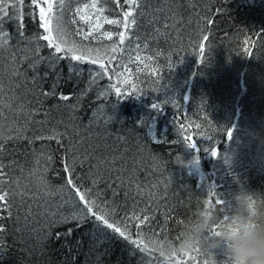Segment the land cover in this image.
Instances as JSON below:
<instances>
[{
	"label": "trees",
	"instance_id": "trees-1",
	"mask_svg": "<svg viewBox=\"0 0 264 264\" xmlns=\"http://www.w3.org/2000/svg\"><path fill=\"white\" fill-rule=\"evenodd\" d=\"M107 7L111 9L106 12L109 17L118 16L114 3ZM143 7L147 15L140 20L141 37L153 33L148 23L153 16L158 24L167 20L173 27L166 30V36L149 41L146 54L152 60L148 68L132 77L135 89L120 85L127 89L120 97L115 90L99 96L113 81L105 77L90 86L87 69L96 65H81L83 75L69 79L67 62L61 61L57 91L72 99L60 103L75 104L76 108L57 109L55 98L44 100L43 109L51 110L47 122L33 123L26 135L31 138L55 128L66 131L67 136L60 145L55 140L29 143L28 139L5 144V171L21 178L22 184L28 183L32 192L38 190L36 176L43 172L51 195L41 193L35 201L26 200L25 207L33 204L34 213L27 224L23 208L19 222L0 221L6 229L0 234L6 249L0 264H163L159 254L148 249L149 243L178 241L183 227L192 222L202 205H215L227 220L237 192L264 199V162L257 149L258 137H264V0H148ZM24 12L25 34L42 32L39 10L36 20L27 15V6ZM16 23L5 25L14 37V46ZM104 28L120 30L107 24ZM205 35L208 40L201 39ZM246 50L252 54L246 55ZM3 60L7 86L8 52ZM44 71L41 66V74ZM27 75L31 77L32 72ZM56 82L55 73H50L43 89L50 90ZM17 91L22 101L31 100L32 107L39 106L38 88L28 94L23 89ZM10 95L3 100L7 102ZM3 111L0 135L15 136L16 120L7 107ZM108 116L114 119L105 123ZM19 123L23 124V119ZM227 131L232 132L231 139ZM185 136L195 142L194 148L186 145ZM213 150L218 153L215 157ZM66 160L76 165L77 184L91 189L115 219L149 217L143 224L133 221L131 226L134 239L137 228L143 233L140 243L145 251L108 230L94 229L91 222L82 227H76L75 221L61 224L45 236L48 229L40 213L45 208L55 211L60 204ZM210 191L220 204L206 202ZM60 211L71 209L65 206ZM16 214L14 210V218ZM69 228L73 229L71 236L56 238ZM226 259L217 255L220 264H226ZM174 264H201V260L193 253L175 256Z\"/></svg>",
	"mask_w": 264,
	"mask_h": 264
},
{
	"label": "snow or ice",
	"instance_id": "snow-or-ice-1",
	"mask_svg": "<svg viewBox=\"0 0 264 264\" xmlns=\"http://www.w3.org/2000/svg\"><path fill=\"white\" fill-rule=\"evenodd\" d=\"M114 3L119 10L118 16L109 17L106 12L110 11L107 6ZM148 0H0V117H4L3 109L7 107L16 120L17 127L14 129L16 135H0V221L7 219H15L19 222L21 208L24 210V222L27 224L30 218L34 219L33 204H27L26 200L35 201L40 194L50 196V186L43 172L37 174L38 190L30 191L28 183H21V178L12 177L5 171L7 167L2 162V156L5 152V144L9 140L28 139L29 143L36 140H55L58 145L62 139L67 136V132H60L58 129L51 128L47 133L35 135L29 138L26 133L33 123L43 124L47 122L50 109H43L44 100L55 98L57 103L54 108L70 107L73 110L75 104H61L72 99L71 96L65 95L57 91L58 82L60 80L62 69L58 72L61 61H66L69 69V79L73 76L79 77L83 75L84 69L80 67L87 63L88 65H96V68L89 67V85L96 83L99 79L108 77L110 81L108 86L98 95L107 96L111 90H115L118 97L124 94L127 89H122L120 85H130L135 89L132 77L138 74L142 68H148L152 56L146 54L149 48V41L159 39L166 36L167 29L173 27L167 20L160 25L153 16L148 21L153 26V33L146 38L141 37L139 33L140 20L147 15L144 5ZM125 5L127 8L125 9ZM27 6L29 12L27 15L36 20V10L38 13V28L43 31H37L32 35H26L23 31V18L25 16L24 8ZM16 23V45L11 41L14 39L5 25L8 22ZM115 26L119 31L114 29H105L104 25ZM74 26V27H73ZM77 37L79 39H77ZM202 40H208V36H202ZM110 41V44H103V41ZM143 41V42H142ZM87 42V43H86ZM95 42V43H93ZM47 49L46 54H42ZM203 54V45L200 48ZM8 52V84H4V53ZM246 55L251 52L246 50ZM203 60V55H201ZM27 65L25 68L24 65ZM135 64V69L132 65ZM43 66L46 71L40 72ZM31 71L29 77L27 73ZM50 73H55L56 83L52 85L50 90L43 89V83ZM33 88H38L36 95V103L38 107H32V101H22L17 90L23 89L24 94H28ZM7 93V102L3 97ZM82 93L81 95H83ZM155 107V106H154ZM43 115V120L36 117ZM95 116V113H93ZM23 119V124L19 121ZM114 119L108 116L105 123ZM10 132L12 129L9 130ZM226 136L231 139L232 132L227 131ZM211 135L208 136L210 138ZM186 145L189 148L196 146L195 142H190V138L185 136ZM212 155H218L213 150ZM47 159L51 161L52 157ZM39 164V160H37ZM75 163L65 161L63 171L66 173L65 184L61 186L59 191L62 193L60 204L57 210L45 208L42 213L45 217V225L48 231L45 236H50L53 227L61 224L76 222V227H82L85 223L91 222L94 229L110 231L116 234L117 238H122L129 244L139 248L141 252L145 251V247L141 245L143 233L137 228V236L134 239L131 226L135 221L137 225L143 224L149 219L148 216L131 215L126 216L122 220L115 219V214L107 209V205L98 202L97 197L92 195L91 189L84 188L77 184L78 177H75ZM23 172V169H21ZM47 171L45 167L44 172ZM34 173L37 170H33ZM215 194L209 192L207 203L220 204L219 200L214 199ZM65 206L70 207L71 211L65 213L60 209ZM39 207V205H37ZM16 211L15 218L13 211ZM6 214V215H5ZM5 225L0 223V234L5 232ZM73 229L69 228L66 233H57L56 238L60 239L62 235L71 236ZM5 246L3 239H0V261L3 260L5 254ZM134 254V252H133Z\"/></svg>",
	"mask_w": 264,
	"mask_h": 264
},
{
	"label": "clouds",
	"instance_id": "clouds-1",
	"mask_svg": "<svg viewBox=\"0 0 264 264\" xmlns=\"http://www.w3.org/2000/svg\"><path fill=\"white\" fill-rule=\"evenodd\" d=\"M257 149L264 162V137H258ZM182 232L178 241L155 240L148 249L165 264H174L175 256L193 253H198L201 264H220L218 254L227 258L226 264H264V199L237 192L227 220L215 205H202Z\"/></svg>",
	"mask_w": 264,
	"mask_h": 264
},
{
	"label": "rangeland",
	"instance_id": "rangeland-1",
	"mask_svg": "<svg viewBox=\"0 0 264 264\" xmlns=\"http://www.w3.org/2000/svg\"><path fill=\"white\" fill-rule=\"evenodd\" d=\"M163 264H165V263H163Z\"/></svg>",
	"mask_w": 264,
	"mask_h": 264
}]
</instances>
